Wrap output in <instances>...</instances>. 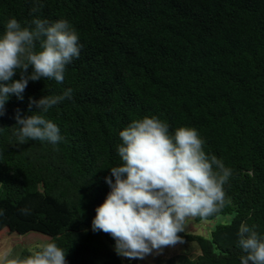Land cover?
Instances as JSON below:
<instances>
[{
    "label": "trees",
    "instance_id": "16d2710c",
    "mask_svg": "<svg viewBox=\"0 0 264 264\" xmlns=\"http://www.w3.org/2000/svg\"><path fill=\"white\" fill-rule=\"evenodd\" d=\"M10 18L22 27L34 18L66 20L81 48L66 65L63 83L29 81L22 100L10 95L5 104L0 241L39 233L67 250L66 264H123L115 240L93 232L91 223L111 190L105 177L122 164L119 132L155 115L172 132L195 127L205 152L233 172L224 186L230 203L205 220L195 218L233 214V221L217 226L209 239L178 233L200 248L194 259H178L240 264L239 225L255 224L264 236V0H0V36ZM18 79L19 71L12 77ZM69 88L71 98L44 114L63 140L20 144L16 110L30 115L37 110H29L30 98Z\"/></svg>",
    "mask_w": 264,
    "mask_h": 264
},
{
    "label": "clouds",
    "instance_id": "9594fccd",
    "mask_svg": "<svg viewBox=\"0 0 264 264\" xmlns=\"http://www.w3.org/2000/svg\"><path fill=\"white\" fill-rule=\"evenodd\" d=\"M80 48L79 36L66 20L50 24L34 18L22 27L10 18L0 36V116L5 114L10 95L23 99L29 81L43 78L63 83L66 65L79 57ZM17 71L20 79L12 80ZM71 95L69 88L62 95L30 98L29 110L33 105L37 110L27 116L22 117L17 109V141L56 145L63 140L59 127L44 114ZM37 111L40 114H35ZM119 137L122 143L117 154L122 164L111 167V176L105 177L111 190L95 209L91 223L93 232L111 235L117 255L143 259L153 251L183 243L178 233L185 231L191 218L205 220L230 203L224 186L232 169L205 152V140L195 127L181 126L172 132L166 121L146 115L132 120ZM21 211L28 214V209ZM236 235L237 246L244 253L240 264H264V236L256 231V225L242 222ZM30 252L20 258L5 251L0 254V264H66L67 250L55 242L40 244Z\"/></svg>",
    "mask_w": 264,
    "mask_h": 264
},
{
    "label": "rangeland",
    "instance_id": "374dc122",
    "mask_svg": "<svg viewBox=\"0 0 264 264\" xmlns=\"http://www.w3.org/2000/svg\"><path fill=\"white\" fill-rule=\"evenodd\" d=\"M233 218V214L220 215L213 220L202 222H197L195 218H191L185 231L209 239L217 226L230 224ZM48 241L47 236L39 233H31L18 239H4L0 241V254L10 251L12 256L19 257L23 251L34 250L38 245L48 243ZM199 254L200 248L197 243L183 242L174 246H166L159 253L153 251L152 254L140 259L139 264H185L178 259V256H185L192 260Z\"/></svg>",
    "mask_w": 264,
    "mask_h": 264
},
{
    "label": "water",
    "instance_id": "95a60500",
    "mask_svg": "<svg viewBox=\"0 0 264 264\" xmlns=\"http://www.w3.org/2000/svg\"><path fill=\"white\" fill-rule=\"evenodd\" d=\"M140 259L139 258H127L123 257V264H139Z\"/></svg>",
    "mask_w": 264,
    "mask_h": 264
}]
</instances>
